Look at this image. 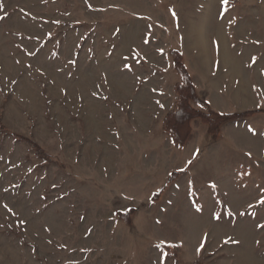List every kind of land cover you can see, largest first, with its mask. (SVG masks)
Masks as SVG:
<instances>
[{
	"label": "rangeland",
	"instance_id": "1",
	"mask_svg": "<svg viewBox=\"0 0 264 264\" xmlns=\"http://www.w3.org/2000/svg\"><path fill=\"white\" fill-rule=\"evenodd\" d=\"M244 5L0 0V264H264V118L236 119L251 160L231 165L200 118L187 150L163 127L172 52L189 70L196 27Z\"/></svg>",
	"mask_w": 264,
	"mask_h": 264
},
{
	"label": "crops",
	"instance_id": "2",
	"mask_svg": "<svg viewBox=\"0 0 264 264\" xmlns=\"http://www.w3.org/2000/svg\"><path fill=\"white\" fill-rule=\"evenodd\" d=\"M243 1L245 5L242 13L224 15L222 21L208 24V30L206 25L203 29L200 24L196 27V58L193 66L188 68L200 99L210 110L222 114L259 111L244 118V122L249 125L250 121L264 118V0ZM206 31H209L207 36ZM205 36L209 39L208 48ZM212 36L217 40L216 45L212 43ZM238 124L235 120L222 126L220 137L214 143L218 149L210 153L211 157L224 160L225 165L237 162V155L250 159L246 152L248 148L239 144L238 139L243 135L239 129L236 130L240 127ZM246 130L250 132L249 128ZM226 135L231 136L234 141L232 152L221 149L220 141L225 140ZM245 135L247 136L246 133ZM193 137L194 130L184 150L189 148ZM258 158L264 159V155H259ZM194 159L196 153L187 162H183L184 168L181 170ZM185 175L187 178L195 173L192 170Z\"/></svg>",
	"mask_w": 264,
	"mask_h": 264
},
{
	"label": "trees",
	"instance_id": "3",
	"mask_svg": "<svg viewBox=\"0 0 264 264\" xmlns=\"http://www.w3.org/2000/svg\"><path fill=\"white\" fill-rule=\"evenodd\" d=\"M174 57V65L176 70L181 76V80L175 86L176 103L173 109H171L165 116L163 127L168 132L174 143L178 145L180 149H183L188 143L191 134V123L196 118H200L202 122L207 125L209 134L213 139H217L221 132V126L228 121L236 120L242 117H248L255 114L256 110L246 111L243 113H228L222 114L214 110L204 112L193 106V103H201L200 97L195 88L192 76L187 69L183 53L179 50L172 52ZM40 150V149H39ZM181 173L174 171L168 182H173L180 176ZM159 194L154 195L153 199L158 200ZM135 209L131 208L128 212H120V217L128 224H131V216ZM165 249L174 248L176 255H179L181 251L180 245H164Z\"/></svg>",
	"mask_w": 264,
	"mask_h": 264
},
{
	"label": "snow or ice",
	"instance_id": "4",
	"mask_svg": "<svg viewBox=\"0 0 264 264\" xmlns=\"http://www.w3.org/2000/svg\"><path fill=\"white\" fill-rule=\"evenodd\" d=\"M222 3L227 4V3H228V0H222ZM0 18H2V17H0ZM213 187H214V185H213ZM257 202H258L259 204H261V205H264V196L260 197L259 200H258ZM5 207H6V206H5ZM248 207H249V208H252V207H254V205H253V204H249ZM244 214H245V213H240V215H244ZM217 218H219V217H217Z\"/></svg>",
	"mask_w": 264,
	"mask_h": 264
}]
</instances>
